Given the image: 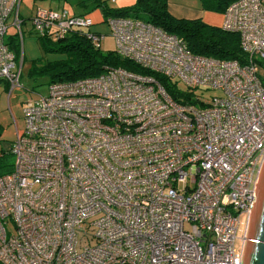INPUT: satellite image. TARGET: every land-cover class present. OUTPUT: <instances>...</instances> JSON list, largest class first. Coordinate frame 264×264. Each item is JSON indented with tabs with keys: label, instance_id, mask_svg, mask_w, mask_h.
Listing matches in <instances>:
<instances>
[{
	"label": "built area",
	"instance_id": "built-area-1",
	"mask_svg": "<svg viewBox=\"0 0 264 264\" xmlns=\"http://www.w3.org/2000/svg\"><path fill=\"white\" fill-rule=\"evenodd\" d=\"M19 4L0 0L9 94L20 88L6 37L10 25L21 37ZM222 13L243 63L194 53L140 19H102L116 54L183 84L201 106L122 67L48 83L22 106L12 170L0 176V264H241L264 159V0H234ZM30 19L38 36L76 30L95 48L104 37L87 12Z\"/></svg>",
	"mask_w": 264,
	"mask_h": 264
},
{
	"label": "trees",
	"instance_id": "trees-1",
	"mask_svg": "<svg viewBox=\"0 0 264 264\" xmlns=\"http://www.w3.org/2000/svg\"><path fill=\"white\" fill-rule=\"evenodd\" d=\"M105 1L94 0L95 5L102 8L103 19L104 17L107 19L109 16L140 19L177 35L194 53L219 59H234L240 63L245 61L246 55L240 47L239 36L236 32L224 30L218 25H211L201 20L176 19L168 11L167 0H135L130 6H121L111 11L106 8ZM232 1L234 0H202V4L223 12ZM36 36L45 51L63 53L64 58L46 60L40 66H36V60H34L29 70L32 77L47 74L49 76L48 83H51L98 75L109 67H122L130 71L152 74L176 101L201 106L200 102H197L193 97V93L179 89L164 76L144 70L132 61L120 57L115 51L101 53L82 32L74 30L63 37ZM8 44L10 49L15 52L17 59L20 56L18 39L10 36ZM12 166L13 164H10L7 171L0 173V176L9 173Z\"/></svg>",
	"mask_w": 264,
	"mask_h": 264
},
{
	"label": "rangeland",
	"instance_id": "rangeland-1",
	"mask_svg": "<svg viewBox=\"0 0 264 264\" xmlns=\"http://www.w3.org/2000/svg\"><path fill=\"white\" fill-rule=\"evenodd\" d=\"M123 6H130L135 0H123ZM168 1V0H167ZM119 0H106V8L111 11L121 5H117ZM169 9L177 7L173 15L180 20H201L214 23L212 25L221 26L223 22V13L214 8L204 6L202 0H170ZM41 8L64 6V10L69 13H85L88 12L95 21L99 19L94 13H102V8L97 7L94 0H21V9L27 7L34 10L36 6ZM61 10V9H60ZM26 14L21 11L20 18L24 20L21 24V37L18 29L14 26H9L7 35H15L18 42L21 41L22 54L16 59V66L20 69V88L15 89L9 94V90L5 88L4 82L0 81V173H5L14 162V154L10 151V143L16 137L17 131L22 130L24 126L22 106L31 99L45 96L47 94L48 78L47 74H39L35 77L30 76L29 70L35 61L36 66L42 65L46 60L62 59L63 53H53L45 51L35 32L32 30V21ZM74 14V13H73ZM103 19V17H102ZM98 21L91 27L92 31H100L104 33V37L100 41L98 50L101 53L114 51L115 41L110 35L106 21ZM104 19H106L104 17ZM12 20L10 16L9 21ZM23 59V61L21 60ZM179 89H186L183 84L176 85ZM218 94L216 91L210 90L206 96ZM245 217H241L237 228V236H240L244 230ZM185 228L189 225L185 224Z\"/></svg>",
	"mask_w": 264,
	"mask_h": 264
},
{
	"label": "water",
	"instance_id": "water-1",
	"mask_svg": "<svg viewBox=\"0 0 264 264\" xmlns=\"http://www.w3.org/2000/svg\"><path fill=\"white\" fill-rule=\"evenodd\" d=\"M255 184L241 264H264V159Z\"/></svg>",
	"mask_w": 264,
	"mask_h": 264
},
{
	"label": "crops",
	"instance_id": "crops-1",
	"mask_svg": "<svg viewBox=\"0 0 264 264\" xmlns=\"http://www.w3.org/2000/svg\"><path fill=\"white\" fill-rule=\"evenodd\" d=\"M52 1V0H51ZM56 1H60V0H56ZM120 2L117 4V5H121V6H123L124 5V1L123 0H119ZM20 2H21V0H20ZM171 5V3H170V0H168V8H169V6ZM120 6V7H121ZM65 7L64 6H57V7H46V8H41V7H39V5L38 6H36L35 7V9L34 10H30V9H28L27 7H24V8H22L21 9V7H20V4H19V9H18V13H19V16H20V13H21V11L23 12V13H27V12H29V14H28V17L30 18L33 14H34V12L36 11V10H60V9H64ZM177 9V7H174V8H172V9H169L168 11L173 15V13H174V11ZM74 13V15H78V14H80V13H75V12H72V13H70V14H73ZM86 13V12H85ZM88 13V12H87ZM94 14H96V15H98V17H99V19H102V15L98 12V13H94ZM13 16V15H12ZM174 16V15H173ZM23 20V19H22ZM23 22H24V20H23ZM22 22V23H23ZM206 23H208V24H214V23H210L209 21L207 22L206 21ZM13 36V35H12ZM22 53H23V51H22ZM23 54H22V58H23ZM21 60H23V59H21ZM3 82H5V81H3ZM4 86H5V88L7 89V85H6V82L4 83Z\"/></svg>",
	"mask_w": 264,
	"mask_h": 264
}]
</instances>
